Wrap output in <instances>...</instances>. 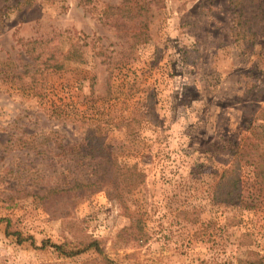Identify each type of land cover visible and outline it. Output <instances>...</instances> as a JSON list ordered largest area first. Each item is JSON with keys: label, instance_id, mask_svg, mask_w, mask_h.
I'll return each instance as SVG.
<instances>
[{"label": "rangeland", "instance_id": "374dc122", "mask_svg": "<svg viewBox=\"0 0 264 264\" xmlns=\"http://www.w3.org/2000/svg\"><path fill=\"white\" fill-rule=\"evenodd\" d=\"M124 6L0 0V264L264 257V198L248 168L239 199L225 201L217 184L236 144L264 124V0H130L132 17L111 10ZM34 39L44 52L78 43L83 60L42 71L24 45ZM90 135L144 175L124 204L111 184L49 193L96 172L81 154Z\"/></svg>", "mask_w": 264, "mask_h": 264}, {"label": "trees", "instance_id": "16d2710c", "mask_svg": "<svg viewBox=\"0 0 264 264\" xmlns=\"http://www.w3.org/2000/svg\"><path fill=\"white\" fill-rule=\"evenodd\" d=\"M125 3L124 8L111 7V10H122L125 16H131L129 7L130 0H122ZM110 12V9L106 13ZM134 15V13L132 12ZM29 59L34 63H39L42 71L47 69L60 70L64 67L65 61H82L81 46L78 43L71 44L69 50L62 52L60 50L43 51L42 40H28L24 43ZM33 63V64H34ZM32 63H26L25 66H32ZM26 72V71H25ZM264 111V108H263ZM104 141L99 135H90L87 137L81 154L85 157L97 160L96 172L86 175L83 180H75L71 184L54 187L49 193L55 195L68 194L72 197L87 196L97 191L103 190L110 184L115 188L116 199L124 204V193L130 192L139 186L144 179L143 173L137 170L135 165L127 167L120 164L117 158L106 152ZM233 159L229 167L223 169L219 175V189L225 190V201L239 199L240 188L238 183L241 180L240 169L248 168V173L253 179V183L259 195L264 198V124L251 126L247 134L236 144L232 152ZM116 180H119L117 183ZM225 183L226 187H222ZM4 221L0 218V223ZM84 243L87 247L99 248L97 239H89ZM61 252L65 253L60 245H52ZM70 255L74 253H69ZM238 264H264V257L259 254L248 252V256L240 259Z\"/></svg>", "mask_w": 264, "mask_h": 264}]
</instances>
